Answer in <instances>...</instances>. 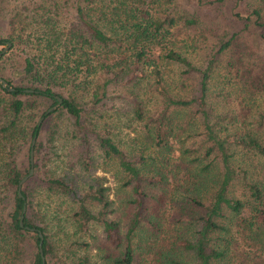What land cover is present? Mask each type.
Instances as JSON below:
<instances>
[{
	"label": "trees",
	"instance_id": "16d2710c",
	"mask_svg": "<svg viewBox=\"0 0 264 264\" xmlns=\"http://www.w3.org/2000/svg\"><path fill=\"white\" fill-rule=\"evenodd\" d=\"M5 42L0 264H41L37 231L44 264H91L96 231L117 248L108 264H264V173L236 162L264 159V0H0ZM107 110L128 115V145L102 121ZM59 138L84 148L80 184L55 171ZM175 149L182 178L154 164L168 166ZM92 166L129 190L123 227Z\"/></svg>",
	"mask_w": 264,
	"mask_h": 264
},
{
	"label": "rangeland",
	"instance_id": "374dc122",
	"mask_svg": "<svg viewBox=\"0 0 264 264\" xmlns=\"http://www.w3.org/2000/svg\"><path fill=\"white\" fill-rule=\"evenodd\" d=\"M4 45H0V49L4 48ZM217 71L214 73L212 76V82L210 83V96H215L216 92L220 89V85L222 86L219 77L217 76ZM177 81H173L175 83ZM222 88V87H221ZM225 88V87H223ZM234 98V95H232ZM223 96L218 98V100L212 104L213 107H217L222 104V99ZM211 101V100H210ZM230 101V100H229ZM237 101V100H236ZM236 101H231V108L233 110H236V105L238 104ZM112 103L114 107L116 108H123L122 106V101H113ZM257 108H262L264 107V96H259L256 101ZM244 103H241L238 108L244 107ZM225 106V105H224ZM214 107V108H215ZM256 108V112L259 111V109ZM216 109V108H215ZM241 110H244L241 108ZM245 112V111H243ZM103 116L104 122H108L110 124V129L113 130V133L118 135L119 139L124 142L126 145H128L127 139L134 137L133 133L131 132V127L132 123L128 119V115L126 113H123V110L121 111H114V110H107L106 113H101ZM254 108L252 109V113L248 115L249 120L251 118H254ZM101 121V122H102ZM264 128V121L261 123V128ZM264 134V130H263ZM181 138V137H180ZM262 142L264 143V137L262 139ZM173 146L175 147V143H173ZM83 146L79 144L78 142L76 143L74 140L68 139L64 140L62 138H59L56 141V152L58 153V157L55 160V171L56 173H59V170L63 169V171H66L64 173H68V175H73L74 176V181L77 184L82 183L84 180H86V173L84 174L81 172L80 169H78V166H76L80 156L81 152L83 151ZM179 154V151L175 149L173 153H171L170 156L172 158L169 161V165L165 166L163 165L164 162L162 161H154L155 167L159 168L163 174L167 172L168 176L171 178L174 174H178L176 170L179 168V160L175 158V156ZM259 156V158H258ZM148 159H146L147 161ZM243 162L245 163L248 169H250V172L255 173L257 176L260 174V172L264 173V159L255 153L254 154H249V155H239L236 157V162ZM93 167V166H92ZM93 173L98 176H103L105 178V181H103V184L105 186H109L110 188V194L109 198L114 200V205L116 206L115 209V214L113 215L116 220L119 221L120 226L123 227L124 223L126 222V219L129 214V209L126 205L120 204L119 201L123 200L128 196L129 190L126 188H118L119 184L117 181H115V178H113L111 171L109 169L102 171L101 168L99 167H93ZM180 175L178 174L179 178H182V171L180 170ZM126 206V207H125ZM147 209L149 211H152L153 207H158L159 206V211L162 210V206L157 204L155 200L150 199L148 200L147 203ZM70 230H66L67 233H69ZM94 238H88L86 234H77L78 238L80 236L82 237L83 241L87 239L89 246V255L91 257V264H108V260L110 256H113L117 248L114 249L113 246L108 245L104 239L103 235L100 233V231L93 232ZM143 234V233H142ZM68 238L70 237L69 235L67 236ZM137 237L135 238V240ZM68 240H65L68 243ZM145 241H147V238L143 234L142 237L138 239V245L139 247H143L145 245ZM99 246L96 248V246ZM142 264H149L147 262H142Z\"/></svg>",
	"mask_w": 264,
	"mask_h": 264
},
{
	"label": "water",
	"instance_id": "95a60500",
	"mask_svg": "<svg viewBox=\"0 0 264 264\" xmlns=\"http://www.w3.org/2000/svg\"><path fill=\"white\" fill-rule=\"evenodd\" d=\"M10 46V43L9 42H5V47L2 48V50L0 51V54L5 52L7 50V48ZM0 83L2 86H6V82L3 81L2 79H0ZM8 90H11L12 88L11 87H7ZM26 92H32L31 89H26L25 90ZM55 99L57 100V102L55 104H53L52 106L48 107L46 110H45V113H48L49 111L55 109V107H57L59 105V103L61 102V98L58 97V96H55ZM42 117L39 118L38 122H37V125L39 124V122L41 121ZM34 139L35 137H32L31 140H30V144H29V152H28V159H29V169H28V173L23 176L17 183V189H16V192H17V195L18 196H21L20 195V186L21 184L27 179V177H29L33 170H32V150H33V144H34ZM24 210H25V205L23 203L22 205V212L20 214V217H19V220H18V224L20 227H23V224H22V218H23V213H24ZM24 228L26 229H29L27 226H24ZM29 230H32V229H29ZM37 235H38V242H37V250H38V253H39V256H40V259H41V264H44V257H43V254H42V249H41V243H42V235L39 231H37Z\"/></svg>",
	"mask_w": 264,
	"mask_h": 264
}]
</instances>
